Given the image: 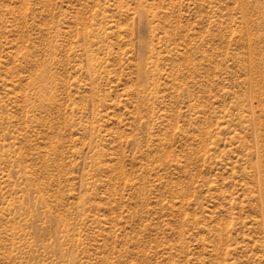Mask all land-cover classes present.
Wrapping results in <instances>:
<instances>
[{
	"label": "rangeland",
	"instance_id": "rangeland-1",
	"mask_svg": "<svg viewBox=\"0 0 264 264\" xmlns=\"http://www.w3.org/2000/svg\"><path fill=\"white\" fill-rule=\"evenodd\" d=\"M0 264H264V0H0Z\"/></svg>",
	"mask_w": 264,
	"mask_h": 264
}]
</instances>
